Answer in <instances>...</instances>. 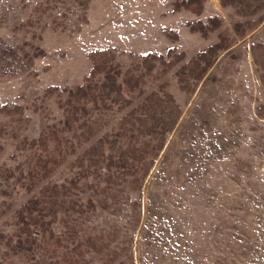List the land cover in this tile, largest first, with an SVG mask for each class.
I'll use <instances>...</instances> for the list:
<instances>
[{"label": "rangeland", "instance_id": "obj_1", "mask_svg": "<svg viewBox=\"0 0 264 264\" xmlns=\"http://www.w3.org/2000/svg\"><path fill=\"white\" fill-rule=\"evenodd\" d=\"M171 1L0 0V104L23 106L19 120V113L0 110V170H12L8 178L0 171V231H14L15 209L31 193L23 177L34 149H17V139L36 137L64 115L58 99L65 92L49 95L45 87L82 82L91 47H114L124 69L139 61L142 52L174 44L185 56L162 77H148L145 92L162 95L158 86L166 80L165 90L178 103L179 116L149 164L141 189L131 187L134 175L128 174L116 186L117 199L110 197L109 207L91 211L81 233L117 231L111 244L117 250L130 244L134 264H264V115L256 112L264 102V18L240 35L232 23L248 16L219 0H207L199 15L172 11ZM209 14L218 15L220 25L206 36L190 30L188 22ZM220 31L231 37L229 47L218 51L201 78L184 71L185 81L179 82L174 71L216 42ZM36 97L44 98L46 112L31 105ZM128 109L105 110L100 132L116 129ZM77 153L45 181L61 183L77 174L78 167L71 164ZM96 174L80 183L103 185L105 167ZM82 187L77 194L83 200L96 197L92 188ZM60 227L59 221L53 224L55 232ZM4 248L1 244L0 258ZM86 258L88 264L102 262L101 254ZM26 261L22 253L9 254L1 264Z\"/></svg>", "mask_w": 264, "mask_h": 264}, {"label": "trees", "instance_id": "obj_2", "mask_svg": "<svg viewBox=\"0 0 264 264\" xmlns=\"http://www.w3.org/2000/svg\"><path fill=\"white\" fill-rule=\"evenodd\" d=\"M206 1L172 0L171 10L187 9L199 15ZM219 2L221 6L233 7L239 15L248 16L232 23L235 34H245L264 18V0ZM220 22L218 15L209 14L205 20L197 18L188 24L190 30L206 36ZM177 35L174 31L173 39ZM230 40L226 31H220L216 42L197 50L187 63H182L174 71L179 82L185 81V74L195 79L201 78L215 61L218 51L229 47ZM86 55L90 65L82 82L72 87L60 88L52 83L45 87L49 95L54 91L65 92L63 99H58V105L64 112L60 123L47 124L36 137L22 135L17 139V149H34L33 162L23 177L27 181L26 190L31 193L15 209L14 231L10 234L0 231V245L5 247L0 264L4 256L18 253L27 259L25 264H88L86 255L89 253L101 254V264L118 261L121 264H134L130 244L122 245L120 250L111 244L118 236L117 231L82 234V223L91 211L109 207L110 197L117 199L119 189L116 186L128 174L134 175L129 178L131 187L141 189V180L149 164L162 148L167 132L172 129L180 113L178 103L165 90L166 80L158 86L162 95L154 90L145 92V84L148 77H162L185 54L174 44L166 45L161 51L151 49L142 52L139 61L124 69L116 59L112 46L91 47ZM179 86L185 87L184 84ZM188 89L191 92L194 87L189 85ZM37 99L31 105L46 112L44 98ZM126 107L129 109L117 128L101 133L104 125L102 113L108 109L122 110ZM0 110L9 114L19 113V120L23 106L16 102H4L0 104ZM256 112L264 115V102L256 106ZM143 135H149L150 139H140ZM76 152L77 156L71 164L78 167L77 174L61 183L45 181L68 156ZM102 167L106 170L103 185L89 180L80 183L83 177L97 175ZM0 171L6 178L12 174L8 167ZM83 184L93 189L95 198L88 196L83 200L77 194ZM57 221L61 227L55 232L53 224ZM121 254L123 258L120 259Z\"/></svg>", "mask_w": 264, "mask_h": 264}]
</instances>
